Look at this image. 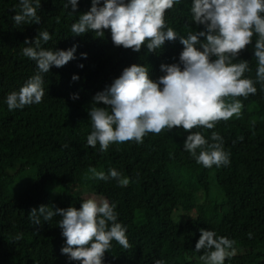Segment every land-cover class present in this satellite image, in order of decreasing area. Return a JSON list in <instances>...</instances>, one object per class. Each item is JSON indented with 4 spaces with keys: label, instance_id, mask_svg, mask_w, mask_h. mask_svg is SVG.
Masks as SVG:
<instances>
[{
    "label": "trees",
    "instance_id": "obj_1",
    "mask_svg": "<svg viewBox=\"0 0 264 264\" xmlns=\"http://www.w3.org/2000/svg\"><path fill=\"white\" fill-rule=\"evenodd\" d=\"M66 2L41 0L37 9L40 24L16 25L12 17L20 11V0H0V264H80L61 252L66 243L57 225L61 217L47 222L41 217L42 224L34 225L29 213L42 204L54 210L79 208L85 193L103 196L116 205L118 222L126 228L132 245L124 250L113 241L104 264H155L158 259L165 264L201 263L204 250H195L200 229L235 241L236 254L224 264H264L262 83L256 82L255 95L239 97L243 104L239 118L220 121L212 130L193 129L206 139L212 131L220 133L230 153L228 165L205 168L198 164L183 148L189 132L182 127L149 133L142 144H112L102 153L99 144L91 148L86 143L92 131L89 109L93 96L132 64L148 66L149 77L158 81L165 74L160 65L179 63L183 45L177 38L165 41L157 51L149 52L145 44L136 52L115 46L110 29L104 30L103 37L93 31L75 35L71 25L90 10L91 0H78L75 11L70 4L65 8ZM193 3L182 0L165 13L167 26L181 36L203 30V25L192 22ZM45 30L51 39L43 47L67 50L76 45L75 58L42 74L45 95L40 104L10 111L7 95L18 92L38 71L36 63L22 55L24 41H34ZM256 39L254 35L253 43L233 61L247 60L250 70L244 76L254 81ZM74 75L78 79L73 80ZM73 94L78 98L73 99ZM65 143L68 148L63 147ZM90 167L106 174L115 168L130 183L120 187L115 180H85ZM211 173L223 193L220 200L209 193ZM200 194L205 197L201 204ZM179 209L198 214L176 223L173 214ZM18 234L22 238L15 240Z\"/></svg>",
    "mask_w": 264,
    "mask_h": 264
},
{
    "label": "clouds",
    "instance_id": "obj_2",
    "mask_svg": "<svg viewBox=\"0 0 264 264\" xmlns=\"http://www.w3.org/2000/svg\"><path fill=\"white\" fill-rule=\"evenodd\" d=\"M181 2L91 0L90 10L71 25L75 35L93 31L96 36L103 37L104 30L110 29L115 46L136 52L145 44L149 52L157 51L165 41L177 38L183 45L179 63L160 65L165 74L158 81L149 77L148 66L132 64L124 68L110 86L93 96L89 109L92 131L87 136V146L96 148L99 144L103 153L112 144L130 141L142 144L149 133L158 135L182 127L189 132L183 148L198 164L211 168L230 163V153L225 151L219 132L212 131L206 139L202 132L193 129L212 130L220 121H228L233 116L239 118L243 108L239 97L255 95L256 82L264 86V0H194L192 22L203 25V30L189 31L186 37L167 26L165 21L166 11ZM40 3L41 0H35L34 6L33 0H20V11L12 17L15 24H40L41 17L37 15ZM69 4L75 11L78 0H67L64 7ZM254 35L257 37L254 43V57L258 63L256 81L244 76L250 70L247 60L233 62L253 43ZM50 39L47 30L40 31L34 41L25 39L22 55L34 61L38 71L18 92L7 95L10 111L40 104L45 95L42 74L48 73L52 66L63 67L75 58L76 45L67 50L43 47L42 44ZM76 79L74 75L73 80ZM72 98L77 99L78 94H73ZM100 103L107 107H98ZM63 147L68 148L69 144ZM84 179L115 180L120 187L130 183V179L115 168L106 174L90 167ZM115 208L116 205L107 199L87 198L79 208L69 206L54 210L42 204L38 209H31L29 218L32 224L39 225L41 217L45 222L54 216L61 217L57 225L66 240L62 254L80 264H104L105 253L111 250L113 241L124 250L132 247L126 228L118 222ZM200 232L195 250H204L200 256L204 264H224L226 258L236 254L234 240L217 237L213 230L200 229ZM21 238L22 234H18L14 239ZM155 264H165V261L158 259Z\"/></svg>",
    "mask_w": 264,
    "mask_h": 264
},
{
    "label": "rangeland",
    "instance_id": "obj_3",
    "mask_svg": "<svg viewBox=\"0 0 264 264\" xmlns=\"http://www.w3.org/2000/svg\"><path fill=\"white\" fill-rule=\"evenodd\" d=\"M230 102V100L228 101ZM253 109V107H251V110ZM236 118L235 116H233L231 119H234ZM208 187H209V193L213 196H216V198L218 200L221 199V196H220V193L221 195L223 196V193L221 192V190L217 187L216 185V182H215V179H214V174L211 173L210 176H209V179H208ZM83 197L85 199L87 198H96V199H106L105 197L103 196H99L97 194H94V193H85L83 195ZM224 199V197H223ZM205 202V197L203 195H199L198 196V203L201 204V203H204ZM197 212L196 211H192L191 213H185L183 210L179 209L177 210L176 212H174L173 214V220L176 222V223H185L186 221H189V220H192L194 219L196 216H197ZM138 222H140V218L137 219ZM187 259L191 262H193V258H189L187 257ZM197 264H204V262H197Z\"/></svg>",
    "mask_w": 264,
    "mask_h": 264
}]
</instances>
